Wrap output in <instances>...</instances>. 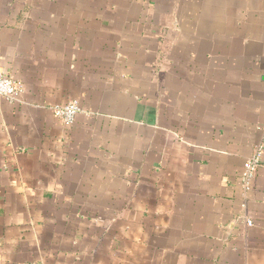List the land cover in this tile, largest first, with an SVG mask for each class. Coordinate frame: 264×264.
I'll return each instance as SVG.
<instances>
[{
	"label": "crops",
	"instance_id": "0c3cea01",
	"mask_svg": "<svg viewBox=\"0 0 264 264\" xmlns=\"http://www.w3.org/2000/svg\"><path fill=\"white\" fill-rule=\"evenodd\" d=\"M20 1L0 0V71L26 87L0 97V264H264V154L241 180L264 0Z\"/></svg>",
	"mask_w": 264,
	"mask_h": 264
},
{
	"label": "built area",
	"instance_id": "2783aa9c",
	"mask_svg": "<svg viewBox=\"0 0 264 264\" xmlns=\"http://www.w3.org/2000/svg\"><path fill=\"white\" fill-rule=\"evenodd\" d=\"M26 91L25 84L12 76L0 71V97L11 103L20 102ZM56 116L66 125H72L77 116L83 112L82 104L78 100H71L64 104L54 106ZM264 154V143H259L248 158L245 169L241 174L242 186L245 192H249L253 186L259 166L262 164ZM245 206V204H243ZM248 225H253L247 220Z\"/></svg>",
	"mask_w": 264,
	"mask_h": 264
},
{
	"label": "rangeland",
	"instance_id": "374dc122",
	"mask_svg": "<svg viewBox=\"0 0 264 264\" xmlns=\"http://www.w3.org/2000/svg\"><path fill=\"white\" fill-rule=\"evenodd\" d=\"M20 2H26V0H21ZM101 2H105V4H106V1H105V0H101ZM105 4H104V5H105ZM104 5H103V6H104Z\"/></svg>",
	"mask_w": 264,
	"mask_h": 264
}]
</instances>
